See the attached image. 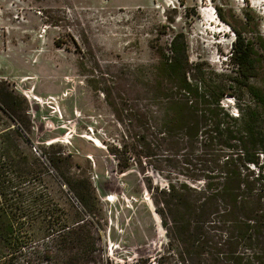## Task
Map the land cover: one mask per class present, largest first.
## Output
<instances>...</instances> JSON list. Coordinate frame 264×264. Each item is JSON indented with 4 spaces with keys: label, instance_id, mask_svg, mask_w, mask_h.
I'll return each instance as SVG.
<instances>
[{
    "label": "rangeland",
    "instance_id": "rangeland-1",
    "mask_svg": "<svg viewBox=\"0 0 264 264\" xmlns=\"http://www.w3.org/2000/svg\"><path fill=\"white\" fill-rule=\"evenodd\" d=\"M233 28L254 43L252 83L264 87V0H0V89L18 97L30 128L9 155L16 161L28 147L37 156L34 147L53 143L91 182L100 207L98 220L86 217L56 172L0 195L25 212L13 264H208L164 248L144 186H162V177L144 160L118 173L109 149L127 141L137 83L147 65L166 61L175 33L188 61L231 70ZM224 105L233 110L231 98ZM17 125L0 105V131Z\"/></svg>",
    "mask_w": 264,
    "mask_h": 264
},
{
    "label": "trees",
    "instance_id": "trees-1",
    "mask_svg": "<svg viewBox=\"0 0 264 264\" xmlns=\"http://www.w3.org/2000/svg\"><path fill=\"white\" fill-rule=\"evenodd\" d=\"M233 30L231 70L188 61L184 36L175 33L166 61L147 65L137 83L127 141L109 151L120 174L131 159L146 161L162 177V186H144L168 252L204 255L208 264H264V87L252 83L259 68L254 43ZM227 98L233 110L224 105ZM0 105L18 124L0 131V195L39 187L56 172L86 217L98 220L91 182L56 145L34 147L37 156L25 147L18 160L10 157L12 140L30 128L16 95L0 89ZM24 216L0 201V264L14 263Z\"/></svg>",
    "mask_w": 264,
    "mask_h": 264
},
{
    "label": "built area",
    "instance_id": "built-area-1",
    "mask_svg": "<svg viewBox=\"0 0 264 264\" xmlns=\"http://www.w3.org/2000/svg\"><path fill=\"white\" fill-rule=\"evenodd\" d=\"M14 1H16V0H14ZM170 2H171V1H170ZM169 5L173 6V1H172ZM170 40H171V38H170ZM170 40H169V42H170ZM169 42H168V45H169ZM166 50H167V52H168V47L166 48Z\"/></svg>",
    "mask_w": 264,
    "mask_h": 264
}]
</instances>
